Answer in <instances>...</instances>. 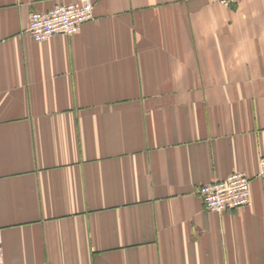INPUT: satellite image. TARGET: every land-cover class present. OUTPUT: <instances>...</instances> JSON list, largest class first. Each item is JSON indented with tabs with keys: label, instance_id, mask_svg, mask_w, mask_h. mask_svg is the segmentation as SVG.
<instances>
[{
	"label": "crops",
	"instance_id": "obj_1",
	"mask_svg": "<svg viewBox=\"0 0 264 264\" xmlns=\"http://www.w3.org/2000/svg\"><path fill=\"white\" fill-rule=\"evenodd\" d=\"M0 0L3 264H264V0H92L72 35ZM250 205L197 190L232 172Z\"/></svg>",
	"mask_w": 264,
	"mask_h": 264
},
{
	"label": "built area",
	"instance_id": "obj_2",
	"mask_svg": "<svg viewBox=\"0 0 264 264\" xmlns=\"http://www.w3.org/2000/svg\"><path fill=\"white\" fill-rule=\"evenodd\" d=\"M224 6L236 4L239 0H213ZM94 18L92 0H74L57 4L46 11H32L29 15L27 32L38 41L55 35H72L82 24ZM259 177H264V155L259 159ZM207 210L221 213L226 210L250 205V178L244 171L228 174L223 179L202 184L197 190ZM0 264H3L0 261Z\"/></svg>",
	"mask_w": 264,
	"mask_h": 264
}]
</instances>
